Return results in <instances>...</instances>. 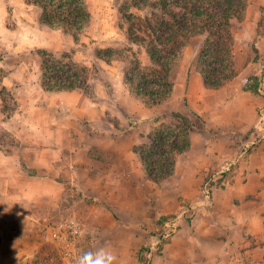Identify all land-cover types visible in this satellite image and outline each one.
Segmentation results:
<instances>
[{"label": "rangeland", "instance_id": "rangeland-1", "mask_svg": "<svg viewBox=\"0 0 264 264\" xmlns=\"http://www.w3.org/2000/svg\"><path fill=\"white\" fill-rule=\"evenodd\" d=\"M85 1L90 11L89 3L96 0ZM109 1L111 6L107 11V19L100 21L90 16L88 24L78 35L64 37L56 34L52 38V52H45L57 65L71 64L74 70L70 73L64 66V73L73 75V71L78 72L79 83L82 84L79 91L94 101L103 94L110 95L112 92L123 97L131 95L124 82V72L133 57L139 60L142 67L150 65L145 48L128 42V24L119 12L121 7L131 5L133 0ZM25 4L27 5L25 0H0V15L6 16L5 22L1 23L3 26H0V158L8 155L18 160L20 166V170L9 163L0 166V172H7L9 179L6 203L0 200V207H6L11 213L8 217L4 216L7 217L4 222H0V246L4 248L0 257L8 262L7 251L15 245L22 257V264H76V258L81 252L109 244L117 257L116 264H130L129 256H133L136 251L138 264H149L150 256L159 253L161 247L177 231L175 222L178 218L174 214H168L155 219L156 214L166 205L165 198L164 202L160 200L159 188L146 178L138 156L135 165H132L127 159H112L108 152L95 147L90 148L87 154L83 152L85 145L88 146L93 141V135L102 133L108 124H114L118 132L125 131L124 126H128V121L122 111H105L101 114L95 111L88 119L81 110H72L68 112V116L66 111L63 119L59 108L69 107L68 103H72V99L68 102L63 100L67 104L56 98L49 101L42 92L37 97L27 99V93L37 88L42 60L35 58V7L28 8ZM129 13L140 17L145 15L143 11L139 12L134 8ZM92 16L95 17L94 14ZM244 19L247 22L242 24ZM256 22L257 33L264 35V0H245L242 20L232 21L237 76L226 83L228 86L224 91H242V80L260 76L264 55L259 56L252 39H245V36L252 35ZM60 41L64 42V46L60 45ZM198 41L199 38L188 41L182 57L173 68L171 81L173 90H176L174 96L172 93L168 102L154 110L156 116L152 118V122H157V125L152 131L162 126L161 132L165 137H172L175 127L181 125V121L174 115L194 119L187 105L184 84L190 71L195 72ZM99 51L122 52V55L117 61L106 62L97 57ZM15 78L27 83L19 84ZM21 87H26L27 92L21 93ZM194 90L196 92L197 88ZM261 90L264 92L262 88ZM211 95L221 102L220 91ZM109 99L115 107L114 99ZM34 106L35 114L32 112ZM179 106L182 114L178 110ZM16 112H28L29 119L35 121V124L50 122L56 125L49 133L39 132L36 125L35 132L25 130L23 135L40 144L47 142L45 139L53 140L61 149L53 148L49 153H42L41 148H37L38 144L35 152L15 144L4 125ZM134 120L142 124L141 128L145 131L149 130L151 123L148 124V120L132 121ZM60 124L65 126L59 127ZM63 128L70 132L66 133ZM71 137L69 143L68 139ZM148 143L149 139L146 137L138 141L135 147ZM53 150H60L62 153L58 154ZM87 157L100 162L84 165L83 161ZM25 160L29 161L30 167L25 164ZM51 160H54L56 170L61 171L58 178L54 179L61 182L62 190H58L54 181L47 180L45 184H39L36 179L35 182L11 180V175L19 171L27 176L51 178L47 175ZM128 163L130 171L135 170L134 177L127 170L124 171ZM81 168L84 170H80ZM22 188H27L23 195ZM39 191L60 192L49 198L47 195H40ZM21 197L22 201L19 200ZM35 215L40 216L38 223L35 222ZM186 219L189 220L188 217ZM136 225L151 227V236L156 238V244L152 246L147 243L144 246L143 241L130 244L117 241L141 233ZM92 233L96 240H93Z\"/></svg>", "mask_w": 264, "mask_h": 264}, {"label": "crops", "instance_id": "crops-1", "mask_svg": "<svg viewBox=\"0 0 264 264\" xmlns=\"http://www.w3.org/2000/svg\"><path fill=\"white\" fill-rule=\"evenodd\" d=\"M110 6L109 0L91 1L89 14L93 19L104 21L108 18L107 11ZM26 7L34 6L26 5ZM93 14L95 17L92 16ZM39 17L40 10L35 7L36 60L41 58V53L52 52V47H54V39L52 38L56 34L64 37L70 35L61 29L51 30L40 25ZM5 19V15H0V24L2 21L5 22ZM259 19L258 15L257 20ZM246 22L244 19L241 23L245 24ZM251 34L245 36V39H252L259 56L264 55V36L257 33V22L254 24ZM195 38H199L200 44L203 37H193L191 42ZM60 45L64 46V42L60 41ZM40 66L37 88L35 91L27 93L29 94L27 99L37 97L40 92L49 101L56 98L64 103L63 100L68 102L72 99L73 102L68 103L69 107L64 106L67 104L64 103L62 104L64 107L59 108L60 116L63 119L66 117L64 113L67 111L68 116L70 114L68 112H72V110H81L88 119L89 115L95 111L99 114L105 111L112 113L122 111L125 119H146L148 124L151 123L147 131L141 128L142 124H137L129 130L127 125L124 126L126 129L123 132H118L114 124H108L102 133L93 135V141L83 148L85 154L90 148L95 147L108 152L112 159H127L129 163L135 165L137 155L133 152L134 147L138 141L151 135L152 128L157 125V122H152V118L156 116L154 110L159 107H149L132 95L123 97L114 92L110 95L103 94L95 101L84 92H80L81 89L53 93L44 92L40 85L42 61ZM14 80L19 84L27 83H23L18 78ZM227 86L225 83L217 90L206 88L196 70L195 72L190 71L187 77L184 91L186 92L187 105L195 119L187 116L193 125V129L188 132L190 148L177 157L173 174L161 183L155 184L159 188L160 200L164 202L165 198L166 203L164 209L156 214L155 219L174 214L178 218L175 222L177 231L169 242L161 247L159 253L150 256L149 264H264V93L259 95L250 94L243 90L224 91ZM196 88L197 91L195 92L194 89ZM262 89L264 90V83ZM174 90L172 91L173 96ZM25 91L27 92L26 87H21V93H25ZM219 91L221 102L216 101L215 96L211 95L217 94ZM109 97L114 99L115 107L110 103ZM81 104L83 107H79ZM140 106L144 109H141ZM178 110L181 113L182 108L179 106ZM32 112L35 114V106ZM61 124L59 127L65 126ZM36 125L38 126L37 130L42 133H49L56 126L50 122L35 124V121L29 119L28 112H16L15 116L8 120L4 126L14 143L22 149L26 148L35 152L36 144H38L37 148H41L42 153H49L50 149L53 148L61 149L60 145L50 139H45L47 142L40 144L35 143V139L24 138L23 132L25 130L35 132ZM62 130H65L66 133L70 132L69 129L63 128ZM130 138L132 139L128 142ZM71 139L72 137L68 139L69 143ZM56 152L62 153L60 150ZM24 162L30 167L29 161L25 160ZM53 162L54 160H51L49 163L47 173L51 178L27 176L19 171V173L11 175V180L16 182L17 179H22L27 182H35L36 179L39 184L40 182L45 184L47 180L54 181L58 190H62L61 182L59 183L54 179L58 178L61 171L60 169L56 170ZM91 162L100 161H93L87 157L83 164H91ZM8 163L16 170H20L18 160L8 155L0 158V166H6ZM129 163L124 171L127 170V173H131V176L134 177L135 170L130 171ZM80 170L83 171L84 169L81 168ZM124 171L123 173H125ZM8 180V173L0 172V200L5 203ZM26 189L22 188V195ZM57 193L41 191L39 194L47 195L50 198L55 197ZM19 200L22 201L23 197ZM0 214V222H4L8 215H11L8 209L2 206L0 207ZM5 215L7 217H4ZM39 217L35 215V222H39ZM187 217L189 220L186 219ZM136 228L141 233L121 240L117 239V241L128 244L143 241L144 246L147 243L152 246L156 244V238L151 236V227L136 225ZM92 234L93 240H96L94 233ZM12 247L7 251L9 254L8 262L3 261L0 257V264H8L9 262L22 264L20 260L22 257L19 255L16 246L13 245ZM3 250L1 245L0 256L3 255ZM137 252H134L133 256H129L130 264H138Z\"/></svg>", "mask_w": 264, "mask_h": 264}, {"label": "trees", "instance_id": "trees-1", "mask_svg": "<svg viewBox=\"0 0 264 264\" xmlns=\"http://www.w3.org/2000/svg\"><path fill=\"white\" fill-rule=\"evenodd\" d=\"M40 10V25L51 30H63L76 36L85 28L90 14L85 0H25ZM245 0H133L119 10L128 24L127 38L133 46L145 48L150 65L142 67L136 57L124 72V82L132 96L149 107L164 104L173 91L171 75L174 66L182 57L188 41L202 36L196 54L195 70L201 76L206 88L217 90L237 76L234 60V39L232 21L243 18ZM134 8L143 11L144 16L129 13ZM264 36V35H262ZM122 52H98L97 57L106 62L117 61ZM42 58L40 85L44 92L53 93L82 89L78 72L71 73L72 65H57L46 53ZM49 57V59H48ZM77 74V75H76ZM250 83V84H249ZM263 67L258 77L242 80L243 91L253 94L264 93ZM181 121L175 127L172 137H165L161 127L154 129L148 137L149 143L136 146L146 178L159 184L170 177L177 157L190 148L188 132L193 125L182 115H174ZM132 129L138 121L126 118ZM94 158V157H93Z\"/></svg>", "mask_w": 264, "mask_h": 264}, {"label": "clouds", "instance_id": "clouds-1", "mask_svg": "<svg viewBox=\"0 0 264 264\" xmlns=\"http://www.w3.org/2000/svg\"><path fill=\"white\" fill-rule=\"evenodd\" d=\"M117 257L109 244L81 252L76 264H116Z\"/></svg>", "mask_w": 264, "mask_h": 264}]
</instances>
